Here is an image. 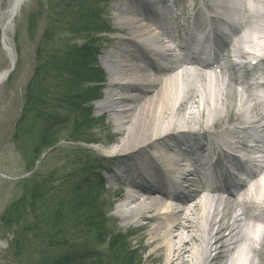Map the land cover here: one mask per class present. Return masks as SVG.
Here are the masks:
<instances>
[{"label": "bare ground", "instance_id": "bare-ground-1", "mask_svg": "<svg viewBox=\"0 0 264 264\" xmlns=\"http://www.w3.org/2000/svg\"><path fill=\"white\" fill-rule=\"evenodd\" d=\"M25 2L10 0L1 9L9 67L0 72V85L16 68L12 27ZM240 10L242 23L234 27ZM115 11V32L124 36L110 40L112 49L102 59L106 91L96 110L110 116L121 136L108 142L115 144L103 165L112 173L109 181L119 182L114 189L119 194L126 185L134 190L125 193L117 216L127 223L154 222L152 228L140 227L149 229V264H264V171L234 193L232 178L214 169L238 165L235 150L246 148L245 141L264 122V0H120ZM224 27L230 35L221 43L213 40V32ZM176 31L188 43L198 36L204 47L212 44L218 71L191 69L199 63L198 54L179 57L175 49L166 50L163 36ZM232 35L236 43H229ZM160 48L167 54H158ZM153 57L168 61V72L175 74L159 78L166 68ZM190 162L205 179H214V193L203 185L194 195L185 190V185L198 187L193 178L198 171L187 169ZM166 198L181 207L168 205Z\"/></svg>", "mask_w": 264, "mask_h": 264}, {"label": "rangeland", "instance_id": "rangeland-1", "mask_svg": "<svg viewBox=\"0 0 264 264\" xmlns=\"http://www.w3.org/2000/svg\"><path fill=\"white\" fill-rule=\"evenodd\" d=\"M118 1L120 0H26L13 23L12 38L17 54L16 68L6 82L0 85V264H38L39 260H46L51 256L58 255L59 249L53 250L50 247L47 250L43 245L47 238H43L42 234L40 235L41 232L46 237L57 234L58 238L55 237V243H58L57 239H60V242L65 241L69 246L75 245V248L84 246L90 252L101 254L102 258L105 254H110L107 246L96 242L92 233L90 234L86 230L87 234H85L84 229L78 233L74 228V223H70L69 231L66 232L65 226L57 227L55 220L58 209L64 210L65 207L67 208L66 205L72 203H75L74 205L85 203V201L81 202L84 200L83 198H76L77 190L73 189V186H77L75 184L83 176L80 173L81 169L90 170V166L87 168L89 162L85 154L90 153L99 156L103 162L102 165L108 164L110 157L108 151L121 137L118 135V129L110 120V116H103L102 112L96 110L97 102L89 105L92 111L91 117L94 120L89 126L83 123L82 115L65 112L60 108L57 100L62 98L69 86L60 79L59 73L50 71L49 80H47L50 90L47 92L50 94L48 104L52 109L49 110V113L57 114L56 117L61 119L60 122L53 121L51 131L58 138L57 141H60V145L39 157H36V153H32V150L36 149L38 137H41L43 131V121L38 120L33 114L23 124L25 128L23 136L17 140L14 139V135L16 125L23 114L27 87L36 72L38 46L44 36L48 54L53 55V59L56 61H59L58 57L61 52L65 51L66 46L79 45L84 38L93 39L97 47V65L98 68L103 69L102 59L105 53L112 49L110 40L119 35L124 36V34L115 32L118 17L115 5ZM9 2L10 0H0V7L7 8ZM72 22L74 23L73 26L70 25ZM106 26L112 29V33H105L97 37L95 31ZM253 32L250 34L257 35L256 31ZM8 67L9 57L3 48L0 26V72ZM80 90L81 88L78 89V91ZM95 91L98 94L101 93V99H103L105 87L100 89L98 85H95ZM75 124L80 125L77 130ZM95 138L99 142L93 146L72 142V140L88 142ZM112 139L114 143H108ZM32 140L35 146L32 145ZM82 157L84 158L81 161ZM91 173L89 172L83 177L81 182L85 183L87 176ZM101 175L105 181L102 190H95L93 187L97 188V184L92 181L93 179L88 178L91 179L90 191L92 194L96 191L94 194L98 197L92 196L94 200L86 202L89 205L92 204L94 209L99 210V214H103V234L108 236L121 235L127 243L125 246L133 250V255L137 259L135 263L149 264L147 260L152 253V248H145L150 243L149 229L143 230L140 227L149 224L152 228L154 222L138 224L131 221L129 223L123 222L117 216V207L118 203L124 201V191L127 188H123L119 194L114 190L119 182L112 184L109 181L112 173L102 172ZM35 187H38V193L41 192L42 196L44 193L47 195L38 199L35 209L40 210V213L39 215L32 214L33 217L28 218L31 224L27 225L34 227L37 224V219H40V227L42 228L29 236L25 226H22L20 231L23 233L22 239L25 243L17 251L15 236L16 233L19 234V230L13 231V233L6 230L2 222L3 213L11 203L24 198L26 192L30 193V190ZM87 191L84 190L83 193ZM72 228L73 230H71ZM69 233L70 238L64 237L65 234L69 235ZM25 234L26 238L24 237Z\"/></svg>", "mask_w": 264, "mask_h": 264}, {"label": "trees", "instance_id": "trees-1", "mask_svg": "<svg viewBox=\"0 0 264 264\" xmlns=\"http://www.w3.org/2000/svg\"><path fill=\"white\" fill-rule=\"evenodd\" d=\"M73 24L74 23L72 22L70 25L73 26ZM106 30L107 27H100L95 31V35L97 36ZM45 42L46 38L44 36V39H42L38 46V64L36 72L27 87L24 98L23 114L16 126V132L14 135V139L17 140L23 136L25 133L23 124L26 123V120L31 114L35 115L38 120H42L43 131L41 133V137H38L36 149L32 150V153H36V157H39L50 149L56 148L60 143V141H57L58 138L54 136L51 131L53 121L60 122L61 119L56 117L57 114L54 115V113H49V110L52 109L50 104H48V97L50 94L47 92L50 90L47 81L49 80L50 71L59 73L60 79H62L63 82H66L69 86L68 91L63 94L62 98L60 97V99L57 100L61 106L60 108L68 113L82 115L84 119L83 123L88 126L94 122L91 117L92 111L89 104L98 96V92L95 91V85L101 82L102 77V72L98 68L96 61L97 47L95 46L93 39L84 38L79 45L72 44L66 46L65 51L61 52L58 57L59 61L53 59V55L48 54V49L46 48L47 43L45 44ZM79 87L81 88V92L78 91V89H80ZM75 125V129L77 130L80 125ZM72 142L90 145L93 141L89 140L87 142L85 140H72ZM32 143V145H34L33 140ZM83 158L84 157L81 158V161ZM86 158L89 162L87 168L90 166V170L80 168L81 172H79L83 175H81L82 180L89 172H92L87 176L85 182L87 186L84 189L88 191L86 193H83V190L80 191L81 185H79V182L75 184L77 186H73V189L77 190L76 198H83L84 200L81 202L85 201V203L77 205L72 203L66 205L67 208L65 207L64 210L58 209L55 214L56 226L59 228L65 226V231L67 232L69 231L70 223H74V228L78 233H80L83 229L85 234H87L86 230L90 234L92 233L95 241L98 243L100 242L101 245H106L110 254H105L103 256V260L101 254L90 252L86 250L87 248L84 246H81V248H75V245L72 244L69 246L65 241L60 242V239H57L58 243H55V237L58 238L57 234L51 237L48 235V237H46L45 234L41 232L40 235L42 234L41 236H43V238H47L46 242L43 244L47 250L51 247L53 250L59 249L60 253L58 251V255L55 254L56 256H51L49 257L50 259L47 258L46 260H39L38 264H137L135 263V260L137 259H135V256L133 255V250L130 247L125 246V239L122 238L121 235L108 236L103 234V214H99V210L94 209L92 204L89 205L86 202L91 200L93 201L94 199L92 196L95 198L98 197L94 194L96 191L93 192L94 195L90 191L91 188L89 187H91V179H93L92 181H95L97 184V188L93 187L95 190L103 189L101 174L97 171L99 160L92 159L89 156ZM82 183L83 182H81V184ZM78 191L82 194H79ZM38 192V187L31 189L30 193L26 192V195L29 194L28 196L25 195L24 198L11 203L3 213L2 222L6 230L12 233L13 231L19 230V234L16 233L15 236V248L17 251L25 243L22 239L23 233L20 231L22 226H25V230L28 232L29 236H32V234H35L37 231H40V228H42L40 227V219H37V224L34 225V227L27 225L31 224L29 223L30 220L28 221V218L30 219L33 217L32 214L39 215L40 213V210L35 209L38 199L44 198L47 195V193H44V196H42L41 192ZM71 230H73V228ZM25 236L26 234L24 237ZM64 237L70 238V233L69 235L65 234ZM94 258L97 259L93 260Z\"/></svg>", "mask_w": 264, "mask_h": 264}]
</instances>
